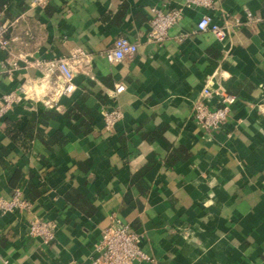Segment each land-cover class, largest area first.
I'll return each instance as SVG.
<instances>
[{"label":"crops","instance_id":"obj_1","mask_svg":"<svg viewBox=\"0 0 264 264\" xmlns=\"http://www.w3.org/2000/svg\"><path fill=\"white\" fill-rule=\"evenodd\" d=\"M152 7L182 13L161 45L148 42ZM247 11L262 17L264 0H0V110L18 97L0 115V196L33 203L0 213V264L89 262L116 221L142 236V264H264V21L236 26ZM204 16L224 41L197 31ZM120 37L138 52L110 62ZM79 49L71 94L25 62ZM205 87L237 97L216 131L192 114ZM34 219L54 223L52 242L30 236Z\"/></svg>","mask_w":264,"mask_h":264},{"label":"built area","instance_id":"obj_2","mask_svg":"<svg viewBox=\"0 0 264 264\" xmlns=\"http://www.w3.org/2000/svg\"><path fill=\"white\" fill-rule=\"evenodd\" d=\"M34 6H41L46 0H30ZM189 6H210L211 0H187ZM181 11H165L163 8L152 7L150 14V29L148 32V42L161 45L168 38V32L181 19ZM253 21H264L262 17H254L247 11V20H236V26H245ZM197 31L210 32L219 41H224L228 36L229 29L216 24L208 16H204L197 24ZM0 47L9 51L10 39L8 37V27L0 25ZM138 52V45L128 38L120 37L116 39L114 47L108 52L107 58L110 62H119L126 58L135 56ZM86 52L79 49L71 59L59 58L49 61L25 59L28 65L38 69L46 70L49 73L57 74L64 81V93L71 94L75 91L74 79L81 62V56ZM125 90V85H116L114 95H118ZM218 100L213 104L214 98ZM16 93H9L3 97V107L0 115L9 110L16 102ZM237 102L235 95L218 92L210 87H205L200 98L193 106V117L198 125L206 130L216 131L225 125L232 113V107ZM123 117L119 109L107 111L105 113L107 127H113ZM32 202L21 189H16L10 197L0 196V213L26 212L31 213ZM30 236L39 238L44 244H49L55 239V225L52 222L34 219L30 222ZM142 236L129 225L116 221L102 231V238L95 247L94 256L89 262H73L71 264H142L151 261L141 248Z\"/></svg>","mask_w":264,"mask_h":264},{"label":"trees","instance_id":"obj_3","mask_svg":"<svg viewBox=\"0 0 264 264\" xmlns=\"http://www.w3.org/2000/svg\"><path fill=\"white\" fill-rule=\"evenodd\" d=\"M13 131L15 132V135L14 136L19 135V132L16 130V126H14V130Z\"/></svg>","mask_w":264,"mask_h":264}]
</instances>
